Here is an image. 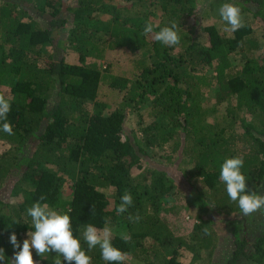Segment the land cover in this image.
Returning a JSON list of instances; mask_svg holds the SVG:
<instances>
[{
    "label": "trees",
    "instance_id": "trees-1",
    "mask_svg": "<svg viewBox=\"0 0 264 264\" xmlns=\"http://www.w3.org/2000/svg\"><path fill=\"white\" fill-rule=\"evenodd\" d=\"M121 1L130 7L114 0H75L72 5L67 0H0V95L11 103L8 121L14 131L0 130V142L8 144L0 154V190L10 178L15 198L0 199V248L8 258L0 264H9L17 251L10 243L13 232L19 239L34 231L27 209L37 201L71 217L73 234L91 264L106 262L99 247L88 249L84 227L90 223L102 229L107 218L115 231L113 245L129 254L125 264H185L181 246L193 254L190 264L211 259L228 232L232 252L226 264H264V225L256 235L243 222L220 228L238 215L245 220L219 179L225 159L243 158L250 192L261 195L264 188V52L253 24L230 37L210 25L202 37L194 24L196 0ZM240 1L242 11L264 26V0ZM102 15L109 19L103 22ZM148 21L154 32L175 22L180 43L169 47L154 34L144 36ZM46 48L52 53L44 54ZM119 49L134 55L131 80L101 70L105 54ZM70 51L77 54V64L66 62ZM237 52L245 57L239 69L234 66ZM103 81L126 91L119 110L107 112L100 102L89 108ZM211 90L217 105L230 103L222 117L208 106ZM145 108L149 122L128 130L131 111L140 114ZM236 124L242 133L234 130ZM165 146L193 163L184 170L192 187L186 205L195 204L197 211L192 241L160 216L174 200L175 181L167 184L165 172L149 164L133 174L142 160ZM125 191L133 206L120 215ZM130 214L139 221L131 222ZM121 233L130 238L122 240ZM33 258L36 264H54L57 255L40 257L33 249Z\"/></svg>",
    "mask_w": 264,
    "mask_h": 264
},
{
    "label": "rangeland",
    "instance_id": "rangeland-1",
    "mask_svg": "<svg viewBox=\"0 0 264 264\" xmlns=\"http://www.w3.org/2000/svg\"><path fill=\"white\" fill-rule=\"evenodd\" d=\"M75 2V0H67V3L69 5H72ZM233 3L241 10V15L243 19V23H252L255 29V36L260 40L261 46H262V52H264V26L263 24H260L258 19H254L250 13H246L242 11L241 9V1L240 0H196L194 3V6L197 8V19L194 22L196 27V33L199 36L205 37L206 32L205 28L210 25H215L219 29V31L227 36L230 37L232 32H225L224 29L227 26L225 22L222 21L221 17L219 16L218 9L221 4L223 3ZM114 3L117 6L121 7H130V4L125 3L121 0H114ZM155 17L157 20L156 23L159 22V15L160 12L158 10H155ZM66 16L68 18H71V14L69 12L66 13ZM109 19L108 16H101V20L103 22H106ZM93 24V22L91 23ZM155 24V23H154ZM97 26H102L103 24H96ZM68 28L64 29L62 34L67 35ZM52 53L51 48H46V51L44 54ZM77 54L70 51L67 54L66 62L70 65L77 64ZM134 55L128 51L127 49H119L116 51H108L105 54V59L101 62V70L104 74L108 76H114L118 79L122 80H131L134 75L133 69H134ZM245 61V57L240 52H237V55L234 57V66L235 68H240L241 65H243ZM43 65L44 62H41ZM121 81V80H119ZM110 81L102 82L100 84L97 97L94 101H90L88 103L89 108H93L97 102L103 103L107 105V112H113L119 110V108L122 105V101L124 96L126 95L125 90L118 89V86L112 87L110 84ZM208 106L212 109L216 108V114L222 117V115L225 113V108L227 106H230L229 102H226L224 105H217V97L216 92L214 90H211L208 92V96L206 98ZM232 103V102H231ZM233 104V103H232ZM142 113V118H140V114L137 113V111H131L130 116L127 121V129L138 131L140 127V123L142 121L149 122L148 118V108H145L140 111ZM213 123H215V120H213ZM234 130L238 133H242L239 124H236L234 127ZM8 147L7 143L0 142V154L3 153ZM147 160H142L141 167H137L133 170V174H139L142 172L148 164L152 167L157 168L158 170H163L166 174V181L167 184L170 185L171 181H175L176 185L174 187L175 196L174 200L170 204H165V209L162 211L161 215L163 218H165L169 222H175V233L177 235H183L186 240H191L190 233L192 231V223L193 220L196 221V214L197 211L195 210L196 205L191 203L189 207L186 205L188 204V196L190 191L192 190V187L188 180L184 177V170H188L193 166L192 161L188 159V157H184L180 154V152H174V150L171 149L170 146H165L160 150H157L155 153L152 154L151 157L145 158ZM159 175V174H158ZM14 182L10 181V178L6 180L3 187L0 190V199H3L4 201H14L15 198L12 194ZM261 195H264V188H262ZM172 203L175 205L176 212L172 211ZM186 205V206H185ZM51 209V208H50ZM245 216V215H244ZM241 215H238L237 217L232 218L231 220H228L225 222V225H221V229L225 228L228 230L230 229L234 223L236 222H243L242 226H247V230L252 234L256 235L257 230L261 229V226L264 225V209L258 210L257 212L252 213L251 215L245 216V220L241 221L239 218ZM224 221L221 220V223ZM227 224V225H226ZM114 235V230H112ZM228 233H222L219 245L216 247V251L214 253L213 258L211 259H205L203 257L201 260H198L194 264H226L230 254L232 252V242L229 237ZM25 239H29L28 232L23 233L20 238L18 239V242L23 244V241ZM150 244V243H148ZM147 243L145 246L148 245ZM182 254H181V260L185 264H190L192 261L193 254L190 252V250L183 248ZM57 255V254H56ZM62 258V257H61ZM63 259V258H62ZM133 262L131 264H145L144 262ZM239 264H242L239 263Z\"/></svg>",
    "mask_w": 264,
    "mask_h": 264
},
{
    "label": "clouds",
    "instance_id": "clouds-1",
    "mask_svg": "<svg viewBox=\"0 0 264 264\" xmlns=\"http://www.w3.org/2000/svg\"><path fill=\"white\" fill-rule=\"evenodd\" d=\"M218 13L227 25L224 29L225 32H236L244 27L241 10L235 4L230 2L221 4ZM142 34L144 36L154 34V39L164 46L173 47L180 43L175 22L154 32L153 23L148 21L143 27ZM10 111V101L4 95H0V130L13 135V126L8 121ZM243 165L244 160L239 156L225 159L221 165L219 179L226 185L228 197L238 203L243 215L248 216L264 209V195L248 190L246 177L242 173ZM44 200L46 197L41 196L40 201ZM132 206L133 197L131 193L125 191L121 196L117 213L123 215ZM27 215L31 217L34 231L28 232L29 239H25L22 246L18 242L17 235L14 232L11 234L10 243L17 251L9 264H36L33 258V249L40 257L46 253L55 252L57 258L54 264H63L64 261L67 264H91V257L82 248L80 240L73 234L71 217L68 214H60L50 209L47 203L42 204L37 201L27 209ZM110 219L105 220V226L102 229L90 223L86 224L83 239L89 250L99 247L101 257L106 264H125L129 259V254L113 245V232L108 226ZM128 219L131 222H138L140 217L130 214ZM204 233L210 235L207 227L204 228ZM120 238L127 241L130 237L127 233H121ZM60 257L63 258V261ZM7 259L4 249L0 248V261Z\"/></svg>",
    "mask_w": 264,
    "mask_h": 264
}]
</instances>
